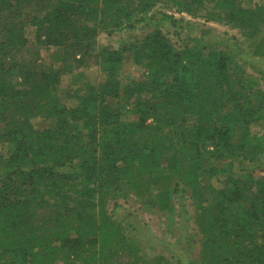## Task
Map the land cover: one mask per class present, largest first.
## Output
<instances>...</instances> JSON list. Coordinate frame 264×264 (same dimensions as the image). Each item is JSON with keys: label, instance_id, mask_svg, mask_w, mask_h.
Segmentation results:
<instances>
[{"label": "trees", "instance_id": "1", "mask_svg": "<svg viewBox=\"0 0 264 264\" xmlns=\"http://www.w3.org/2000/svg\"><path fill=\"white\" fill-rule=\"evenodd\" d=\"M170 3L192 16L211 7V21L223 15L250 39L264 24V7L244 0H0V264H161L107 202L165 213L180 186L196 204L200 264H264V92L228 51L178 49L154 28L101 48L102 82L58 91L100 34L133 31Z\"/></svg>", "mask_w": 264, "mask_h": 264}, {"label": "rangeland", "instance_id": "2", "mask_svg": "<svg viewBox=\"0 0 264 264\" xmlns=\"http://www.w3.org/2000/svg\"><path fill=\"white\" fill-rule=\"evenodd\" d=\"M248 8L260 5L264 7V0H244ZM194 9V8H193ZM202 9V8H200ZM174 15L175 24L162 19V14ZM195 10V9H194ZM157 14L147 24L135 25V30L127 29L112 36L106 33L96 38L93 52L82 63L72 61L67 64L66 73L61 77L58 91L62 95L73 96L74 90L82 87L83 83L94 86L103 81L102 69L95 58L101 48L122 49L140 42L150 30L158 28L178 49L184 46H194V41L210 44L212 49H221L229 52L233 60L244 70L248 79L255 81L257 87L264 92V56L254 55L260 43L264 50V24L254 39L243 35L234 26L230 25L223 15L218 21H211L215 10L206 7L198 11L195 16L186 13L179 14L176 6L158 7ZM160 11V12H159ZM27 38L33 41V29L29 28ZM40 57L49 61V52L40 49ZM131 53L124 56L121 80L131 78ZM77 74V77H76ZM80 74L81 76H79ZM77 79V84L74 81ZM83 93V92H82ZM254 178L259 173L253 174ZM175 183L173 182V186ZM196 204L191 198L189 189L180 186L179 193L172 196V205L169 211L159 213L139 198L114 197L107 202V212L120 225L127 237L133 238L140 247V254L146 261L161 257V264H200L199 261V234L193 221Z\"/></svg>", "mask_w": 264, "mask_h": 264}, {"label": "built area", "instance_id": "3", "mask_svg": "<svg viewBox=\"0 0 264 264\" xmlns=\"http://www.w3.org/2000/svg\"><path fill=\"white\" fill-rule=\"evenodd\" d=\"M169 14V13H168Z\"/></svg>", "mask_w": 264, "mask_h": 264}]
</instances>
